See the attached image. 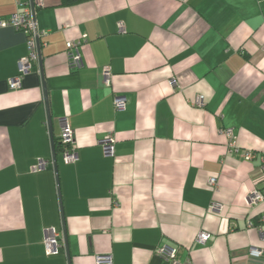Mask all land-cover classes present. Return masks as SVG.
Wrapping results in <instances>:
<instances>
[{
    "label": "crops",
    "instance_id": "1",
    "mask_svg": "<svg viewBox=\"0 0 264 264\" xmlns=\"http://www.w3.org/2000/svg\"><path fill=\"white\" fill-rule=\"evenodd\" d=\"M41 1L38 60L15 90L27 35L0 27V264H167L163 245L181 263L264 262V201L247 204L264 188V0ZM30 3L0 0V18ZM62 120L74 163L52 150ZM47 228L62 235L55 256Z\"/></svg>",
    "mask_w": 264,
    "mask_h": 264
},
{
    "label": "built area",
    "instance_id": "2",
    "mask_svg": "<svg viewBox=\"0 0 264 264\" xmlns=\"http://www.w3.org/2000/svg\"><path fill=\"white\" fill-rule=\"evenodd\" d=\"M30 1V0H27ZM41 0H31V3L23 7V11L10 15L8 18H0V27L11 25L16 29L22 30L27 35V50L28 55L18 61V71L16 76L11 78L8 82L10 90L20 88L23 77L28 74L32 68L33 63L38 60L39 39L44 32H40L37 29L35 23V9L42 7ZM119 29L122 30V26L119 25ZM67 53L70 62V67L73 69L80 68L82 66L81 58L78 53V49L75 43L67 44ZM104 83L109 86V72L104 70ZM202 96L196 98V105H200ZM114 109L117 112H121L125 109L126 100L123 97L115 96L113 99ZM62 128L59 136V144L61 147V155L66 163H74L77 160V154L73 146L74 133L71 128L65 123V120L61 121ZM223 135L228 140L229 149L235 148V139L231 129L222 130ZM104 154L108 156L113 155L115 140L111 135L105 136L99 142ZM246 159H250L251 154L246 153L244 156ZM216 184V178L209 179V185L214 186ZM264 201V188L253 190L247 196V204L249 206H257ZM209 210L212 212H221L222 205L217 202H212L209 206ZM261 222L264 223V214L261 217ZM210 239V234L207 232H200L196 238L198 244H206ZM43 245L46 255L55 256L59 254L60 249L63 246L62 235L54 228H47L43 231ZM157 254L167 264H191L188 260L181 263L176 260L177 249L172 246L163 245L157 249ZM248 253L255 258L263 257V251L257 248H249ZM94 264H111L110 256H99L96 258Z\"/></svg>",
    "mask_w": 264,
    "mask_h": 264
},
{
    "label": "water",
    "instance_id": "3",
    "mask_svg": "<svg viewBox=\"0 0 264 264\" xmlns=\"http://www.w3.org/2000/svg\"><path fill=\"white\" fill-rule=\"evenodd\" d=\"M39 54H40V51H39ZM39 60H40V57H39ZM46 100V98H45ZM46 103V112H47V117H48V124H49V128H50V114H49V109H48V105H47V101H45ZM52 150L54 151V142H52ZM55 159V155L53 153V160Z\"/></svg>",
    "mask_w": 264,
    "mask_h": 264
},
{
    "label": "trees",
    "instance_id": "4",
    "mask_svg": "<svg viewBox=\"0 0 264 264\" xmlns=\"http://www.w3.org/2000/svg\"><path fill=\"white\" fill-rule=\"evenodd\" d=\"M54 145H55V148H54V149H55V152H60V151H61V150H60L61 147H60L59 142H56ZM261 264H264V262H261Z\"/></svg>",
    "mask_w": 264,
    "mask_h": 264
}]
</instances>
